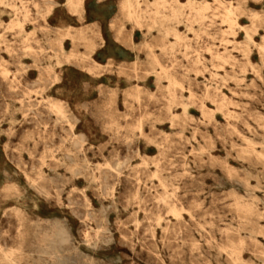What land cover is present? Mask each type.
I'll use <instances>...</instances> for the list:
<instances>
[{
  "label": "rangeland",
  "instance_id": "374dc122",
  "mask_svg": "<svg viewBox=\"0 0 264 264\" xmlns=\"http://www.w3.org/2000/svg\"><path fill=\"white\" fill-rule=\"evenodd\" d=\"M2 1L0 264H264V0Z\"/></svg>",
  "mask_w": 264,
  "mask_h": 264
},
{
  "label": "bare ground",
  "instance_id": "6f19581e",
  "mask_svg": "<svg viewBox=\"0 0 264 264\" xmlns=\"http://www.w3.org/2000/svg\"><path fill=\"white\" fill-rule=\"evenodd\" d=\"M220 1V0H219ZM0 2H3L2 0H0ZM207 2V0H206ZM49 7H48V12L51 11L52 8V4L48 3ZM82 5H83V0H68L67 1V6L69 7V9H71L74 12L79 13V15H81L82 13ZM41 9V8H40ZM121 10L125 12V14L133 19L136 24H140L141 22V18H142V12L143 10L140 8L139 5V0H123L121 3ZM235 8H227L226 9V22L229 24V28L232 29V26L235 24V19L233 18V14L235 12ZM11 26H16L22 29L23 25L21 21L18 20H11L10 22ZM173 33L175 35V37L177 39L180 38V35L177 31L173 30ZM245 37L246 40L248 42H253L252 40V36L251 34L245 30ZM67 38H72L71 33L70 32H65L63 34H58L55 39H54V43L55 45H57L59 47V49L61 51H63L65 53V60L69 61V59L74 58L76 55L73 51H67L65 52L63 49V41ZM132 42V41H131ZM255 45V44H254ZM88 49H89V54L92 53L94 51V44L92 42H89L88 44ZM150 57L152 58V60L157 61L156 57L154 56L153 53L150 54ZM91 59V58H90ZM92 60V59H91ZM94 61V60H92ZM198 61V59L196 60ZM60 63V62H59ZM94 64L89 66V70H92L98 66H100V64H98L97 62H93ZM136 75V74H135ZM61 78V77H60ZM170 84H175V81L171 80ZM51 106L58 110L59 112H61V106L57 103H52ZM186 111V110H185ZM115 139V138H114ZM138 150V149H137ZM259 152V151H258ZM63 159V158H62ZM69 162V161H68ZM66 165V164H65ZM69 167V166H68ZM51 181V180H50ZM81 193V192H80ZM175 212V209H172ZM92 212V211H91ZM79 213V212H78ZM93 213V212H92ZM102 213V212H101ZM96 217V216H95ZM101 217V216H100ZM64 218V217H63ZM85 227V226H84ZM101 227V226H100ZM105 229V228H104ZM109 232V231H108ZM97 238V237H96ZM69 242V241H68ZM61 253V252H60ZM163 261V260H162ZM90 263V262H89Z\"/></svg>",
  "mask_w": 264,
  "mask_h": 264
},
{
  "label": "crops",
  "instance_id": "0c3cea01",
  "mask_svg": "<svg viewBox=\"0 0 264 264\" xmlns=\"http://www.w3.org/2000/svg\"><path fill=\"white\" fill-rule=\"evenodd\" d=\"M86 16H87V12H86L85 2H84V6L82 8V13H81L80 17H83L86 20ZM67 19H72L76 23L79 22L78 15L77 14H74V13L67 12ZM95 23L98 25L100 22H98V21H92V22L88 23L87 25H92V24H95ZM60 24H62L64 26L75 27V26H72V25L68 24V22H66V21L65 22L60 21ZM100 35H101V33H100ZM68 41H70L69 38H67V39L64 40V42H68ZM101 48H102V46H100L97 49H95L94 54H96V52L98 50H100ZM102 77H106V75L105 74H101L100 76H98V78H102Z\"/></svg>",
  "mask_w": 264,
  "mask_h": 264
}]
</instances>
